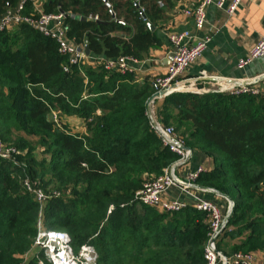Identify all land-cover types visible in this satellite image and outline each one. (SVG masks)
I'll return each instance as SVG.
<instances>
[{"label":"trees","instance_id":"1","mask_svg":"<svg viewBox=\"0 0 264 264\" xmlns=\"http://www.w3.org/2000/svg\"><path fill=\"white\" fill-rule=\"evenodd\" d=\"M17 1L0 0V13ZM178 1L44 0V12L65 15L68 39L88 47L80 63L26 24L0 31V139L14 148L0 159V264H51L41 251L23 257L38 224L65 231L75 251L93 245L98 264H206L205 212L135 198L178 159L150 125L151 80L105 66L160 48L158 31ZM70 116L83 130L70 129ZM157 119L211 160L195 183L233 202L217 249L262 253L264 263V92H171ZM24 180L47 199L40 203Z\"/></svg>","mask_w":264,"mask_h":264},{"label":"built area","instance_id":"2","mask_svg":"<svg viewBox=\"0 0 264 264\" xmlns=\"http://www.w3.org/2000/svg\"><path fill=\"white\" fill-rule=\"evenodd\" d=\"M43 2L44 0H18L13 7L0 13V31L11 30L19 24H26L44 36L53 38L57 44L58 52L67 56L70 63L82 62L88 56L84 54L83 46L68 39L67 28L64 23L65 15L62 12H44ZM241 2L242 0H199L194 6L186 8L184 14L192 18L197 30H201L205 27L206 12L210 5L231 16ZM27 7L29 9L25 10ZM167 39L173 47L176 46V50L172 59L166 65L165 72L154 75L150 79L153 92L147 100L146 106L152 129L157 133L162 145L176 153L178 159L165 168L163 173L145 182L135 192V198L144 205L168 212L179 211L187 205L205 212L209 224L208 238L204 247L206 264H258L257 253L238 251L226 256L217 249L218 237L225 227L224 211L215 201L201 196V192H215L213 189L195 184V178L204 170L202 166H199L196 171L183 170L181 176L178 175V166L188 162L193 151L183 144L172 126L163 125L158 121L155 104L156 101L162 100L175 91L195 93L227 91L238 94L259 93L262 92V89L255 84L256 81L254 80L231 84L226 83L224 78L208 76L204 72L194 78L184 77L186 70L202 55L210 42L211 36L197 37L190 30L185 29L168 33ZM262 57H264V32L248 53L238 60L237 66L243 68L252 60ZM132 61L136 60L131 57H122L121 60L107 61L105 66L106 68L124 71L129 69L128 63ZM211 78L218 83L217 88H205L198 85L199 79ZM51 118L59 123L56 112H51ZM13 153L14 148L6 146L0 139V159H10ZM24 186L40 203L47 199V194L28 180H24ZM172 188H177L182 196H188L190 199L164 198L166 192ZM52 195L57 196L59 193L53 191ZM226 207L228 213L233 207V202L228 200ZM32 246L40 249L46 260L51 264H98L97 253L93 245L82 244L75 251L71 245L69 235L63 230L46 229L38 224ZM26 256L27 254L23 255L24 258ZM39 263L41 264L42 261H39Z\"/></svg>","mask_w":264,"mask_h":264},{"label":"crops","instance_id":"3","mask_svg":"<svg viewBox=\"0 0 264 264\" xmlns=\"http://www.w3.org/2000/svg\"><path fill=\"white\" fill-rule=\"evenodd\" d=\"M199 0H179L169 12V19L162 25L158 33L163 38L160 48L152 49L142 60L128 63L129 70L133 71L138 80L151 79L154 75L165 72L169 62V54L173 46L166 39L167 34L173 31L190 30L197 37L210 35L211 39L200 58L185 72L184 77L194 78L203 72L208 76H218L226 79V83H244L264 74V57L252 60L243 68H238L237 62L244 57L264 32V0H242L235 13L231 16L223 10L210 5L206 12V24L197 30L191 17L184 14V10L194 6ZM264 92V79L256 82ZM198 85L205 88H217L214 79H199ZM162 100L156 101L158 110ZM73 131L83 130L80 118L70 116L63 118ZM198 166L204 170L212 167L209 158L200 152L193 151L192 156L185 164L178 166V175L183 170L194 171ZM196 184V183H195ZM198 185V184H197ZM201 196L213 200L221 208L226 206L227 198L216 192H201ZM187 198L182 196L177 188L166 192L164 198ZM258 264L263 263V254L258 253Z\"/></svg>","mask_w":264,"mask_h":264},{"label":"water","instance_id":"4","mask_svg":"<svg viewBox=\"0 0 264 264\" xmlns=\"http://www.w3.org/2000/svg\"><path fill=\"white\" fill-rule=\"evenodd\" d=\"M112 15L114 16V14H112ZM141 17H142V18H145V15L142 13V11H141ZM148 26L150 27L151 30H154V26H152L151 24H148ZM175 50H176V46L173 47L172 51H171L170 54H169V57H168L169 61L172 59ZM83 51H84V54H85L86 56H89L90 51H89V49H88L87 46H84V47H83ZM121 59H122V57L119 58V60H121ZM211 79H212V78H211ZM262 79H264V74H261L258 78L254 79V81H259V80H262ZM214 191H215V190H214ZM215 192H216V191H215ZM216 193L220 194L219 192H216ZM220 195L223 196V197H225V198H227L228 200H230L227 196H225V195H223V194H220ZM231 212H232V209H231V210L228 212V214L225 216L224 224H226V223L228 222V220H229V218H230V215H231Z\"/></svg>","mask_w":264,"mask_h":264},{"label":"rangeland","instance_id":"5","mask_svg":"<svg viewBox=\"0 0 264 264\" xmlns=\"http://www.w3.org/2000/svg\"><path fill=\"white\" fill-rule=\"evenodd\" d=\"M257 82V81H256ZM255 82V84H257ZM258 85V84H257ZM77 131H81V130H77ZM199 167V166H198ZM197 167V168H198ZM197 168H196V170H197ZM196 170H194V171H196ZM222 210L224 211V216H226L228 213H227V207L225 208V205H224V207L222 208ZM37 251H40V249H38V248H36V247H33L32 246V248H31V250L29 251V255L28 256H26V258L25 259H28L30 256H32L31 254H33V253H35V252H37ZM46 259V258H45Z\"/></svg>","mask_w":264,"mask_h":264}]
</instances>
